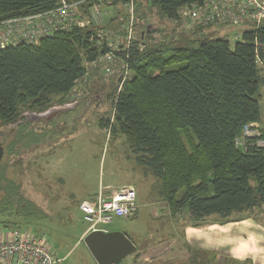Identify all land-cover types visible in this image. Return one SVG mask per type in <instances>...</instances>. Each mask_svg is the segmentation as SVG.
<instances>
[{
    "label": "trees",
    "instance_id": "16d2710c",
    "mask_svg": "<svg viewBox=\"0 0 264 264\" xmlns=\"http://www.w3.org/2000/svg\"><path fill=\"white\" fill-rule=\"evenodd\" d=\"M66 1L90 9L138 0ZM150 1L165 18L176 20L183 5L203 0ZM61 6V0H0V22ZM242 37L234 46L227 37L201 34L185 46L141 49L134 42L129 51L115 52L128 62L130 77L115 98L113 121L102 120L101 127L124 136L137 165L163 183L162 199L173 217L188 211L196 227L264 213V146L258 145L264 141V125L255 128L259 137L243 136L246 126L261 124L264 27ZM109 50L98 28L90 24H72L38 44L22 42L1 49V124L18 123L23 111L45 112L56 97L64 102L86 76V65ZM12 147L11 143L9 153ZM7 166L0 163V208L16 205L19 213L27 203L36 209L21 195L11 202L9 194L16 195L20 186L7 178Z\"/></svg>",
    "mask_w": 264,
    "mask_h": 264
},
{
    "label": "rangeland",
    "instance_id": "374dc122",
    "mask_svg": "<svg viewBox=\"0 0 264 264\" xmlns=\"http://www.w3.org/2000/svg\"><path fill=\"white\" fill-rule=\"evenodd\" d=\"M133 4L132 40L138 42L140 48L185 46V41L201 34L228 37L234 46L242 41L246 32L241 25L215 23L208 29L192 32L184 40L173 42L181 35L176 28L177 19L165 18L160 7L150 0H138ZM76 6L74 18L96 26L99 36L110 47L108 52L117 53L124 47L130 29L127 5H95L99 6V13ZM233 29L239 32L232 34ZM235 35H239L238 40H234ZM182 66L175 65L169 70ZM86 67L88 76L76 85L64 102L56 97L53 106L45 112L23 111L14 125L0 122L3 135L0 136L6 137L4 163L8 166L5 172L11 182L14 180L20 186L16 195L9 194L11 202L14 204L16 196L21 195L36 205L35 209L26 203L19 213L14 211L16 205L12 209L0 208V239H8L14 228L28 230L45 238L54 254L62 259L61 264H98L81 237L89 223L84 222L79 205L94 199L100 190L106 195L132 186L137 193L135 216L130 220L117 218L100 226L111 232H127L134 239L137 252L128 255L120 264H191L177 260L175 249H178L183 221L169 214L170 209L161 194L163 183L151 173L144 174L146 171L137 166L136 156L124 136L113 135L106 125L101 127L102 120L113 121L122 63L117 64L112 76L95 69L90 74V66ZM259 67L264 68V60ZM260 105L264 110V85L260 89ZM11 143L10 154L8 146ZM181 217L190 220L188 211ZM199 253L204 256L200 258ZM216 255L195 252L201 264L207 260L214 264Z\"/></svg>",
    "mask_w": 264,
    "mask_h": 264
},
{
    "label": "built area",
    "instance_id": "2783aa9c",
    "mask_svg": "<svg viewBox=\"0 0 264 264\" xmlns=\"http://www.w3.org/2000/svg\"><path fill=\"white\" fill-rule=\"evenodd\" d=\"M61 3L60 8L51 12L1 21L0 50L22 42L38 44L42 38L52 35L59 29L70 27L72 24L79 27H86L90 24L88 21L84 22L79 18H74V8L77 7L76 5L79 7V3L70 4L66 0H61ZM94 9L97 13L100 12L98 7ZM128 9L130 13L129 37L120 50L126 52L133 44L134 4L128 5ZM253 21L262 22L264 27V0H203L200 3L185 4L179 9L176 28L181 32V35H190L201 28L208 29L215 23L241 25L244 26L242 28L244 31H250L254 30L251 25ZM238 39L239 35H235L234 40ZM118 63H122V72L119 74L116 98L124 82L130 77L128 62L111 51L87 64L91 68L90 74L95 69L104 72L107 76H112ZM87 76L88 72L85 77ZM249 126L257 125L250 124ZM249 126L245 128L246 137L261 135L260 131L249 133L247 131ZM258 145L263 147L264 141L260 140ZM79 209L84 216V222L89 223L87 233L102 231L104 229L100 228L101 225L112 223L117 218L130 220L135 216L138 209L137 193L131 186L123 187L106 195L100 190L94 199L80 203ZM61 263L62 259L54 254L45 238L31 231L14 228L8 239L4 237L0 239V264Z\"/></svg>",
    "mask_w": 264,
    "mask_h": 264
},
{
    "label": "crops",
    "instance_id": "0c3cea01",
    "mask_svg": "<svg viewBox=\"0 0 264 264\" xmlns=\"http://www.w3.org/2000/svg\"><path fill=\"white\" fill-rule=\"evenodd\" d=\"M230 32L237 34L239 30L233 29ZM257 125H264L262 105L261 124L257 123ZM144 174L147 173L144 172ZM164 204L166 206V203ZM169 214L173 216L170 211ZM180 217L181 214L177 215V220L183 221L180 227L181 234L178 236L181 239V241L178 239V251L175 249L177 260L190 261L191 264H201V259H199L200 261L197 260L195 252L205 251L217 254L214 264L220 262L226 264H264V213L259 214L258 211H255L250 218L241 221H231L226 224L208 222L199 227L194 226L191 220ZM87 230L88 228L83 232L82 238ZM199 254H201L200 258L204 256L202 253ZM219 254L221 255L220 260L217 259ZM167 255H170V253L167 252ZM205 264H211V261L207 260Z\"/></svg>",
    "mask_w": 264,
    "mask_h": 264
},
{
    "label": "water",
    "instance_id": "95a60500",
    "mask_svg": "<svg viewBox=\"0 0 264 264\" xmlns=\"http://www.w3.org/2000/svg\"><path fill=\"white\" fill-rule=\"evenodd\" d=\"M5 151L0 145V163ZM98 264H120L128 255L137 252L138 247L127 232L93 231L84 238Z\"/></svg>",
    "mask_w": 264,
    "mask_h": 264
},
{
    "label": "bare ground",
    "instance_id": "6f19581e",
    "mask_svg": "<svg viewBox=\"0 0 264 264\" xmlns=\"http://www.w3.org/2000/svg\"><path fill=\"white\" fill-rule=\"evenodd\" d=\"M97 5H99V4H97ZM129 5H130V4H129ZM97 7H99V6H97ZM97 7L94 6V7L91 8V10L93 11L94 8H97ZM127 7H128V5H127ZM251 25L253 26L254 30H258L259 28L263 27L262 22H257V21H253V22L251 23ZM245 128H246V127H245ZM255 128H259V125L255 126V127H250V126H249V128L247 129V131H248L249 133L258 132V129L255 130ZM243 134H244V135H243L244 137L247 136V134H246V129H244ZM241 139H243V137H242ZM102 231H104V232H108L107 230H102ZM87 234H89V233H86V234L83 236V240H84V238L87 236Z\"/></svg>",
    "mask_w": 264,
    "mask_h": 264
},
{
    "label": "flooded vegetation",
    "instance_id": "af4514ba",
    "mask_svg": "<svg viewBox=\"0 0 264 264\" xmlns=\"http://www.w3.org/2000/svg\"><path fill=\"white\" fill-rule=\"evenodd\" d=\"M0 135H2V134H0ZM2 136H0V145L4 147V151H5V145L4 144H5V141H6V137L4 136V138H2ZM4 158H5V154H4V157H3V161H4Z\"/></svg>",
    "mask_w": 264,
    "mask_h": 264
}]
</instances>
